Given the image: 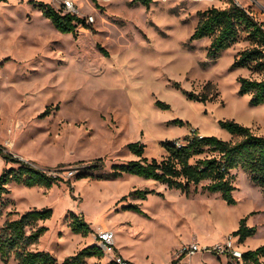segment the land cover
Wrapping results in <instances>:
<instances>
[{
  "label": "rangeland",
  "instance_id": "374dc122",
  "mask_svg": "<svg viewBox=\"0 0 264 264\" xmlns=\"http://www.w3.org/2000/svg\"><path fill=\"white\" fill-rule=\"evenodd\" d=\"M35 1L0 0V143L59 179L49 187L9 182L0 224L27 209L51 207V216L39 220L47 229L31 248L48 251L56 264L96 244L98 227L114 230L116 249L133 264H179L176 250L191 240L201 249L184 261L227 264L225 254L203 247L233 232L242 216L255 231L241 240V248L263 243L264 194L241 168L233 170L234 203L202 188L208 180L190 183L185 195L134 173L96 176L112 163L136 157L126 146L129 141H142L145 156L161 158L163 141L180 140L193 128L231 138L219 119L232 118L264 134V102L251 105L237 81L238 75L260 78L264 71L232 65L247 40L241 35L211 57L206 54L210 37L190 36L198 9L227 1L152 0L146 7L129 0H74L81 16L94 15L75 34L57 30ZM42 1L57 8L60 0ZM234 1L264 24V0ZM97 156L103 157L99 168L84 166ZM11 165L0 155V171ZM80 172L87 175L77 178ZM135 187L155 192L121 199ZM129 203L143 212L126 207ZM74 216L91 231H72ZM260 261L264 264V255ZM0 264L18 263L11 256L0 258ZM84 264L115 263L103 252L86 257Z\"/></svg>",
  "mask_w": 264,
  "mask_h": 264
},
{
  "label": "trees",
  "instance_id": "16d2710c",
  "mask_svg": "<svg viewBox=\"0 0 264 264\" xmlns=\"http://www.w3.org/2000/svg\"><path fill=\"white\" fill-rule=\"evenodd\" d=\"M92 1L97 2V0ZM226 1L225 6L211 5L198 9L197 22L190 36L192 38L209 36L206 54L214 57L243 35L248 45L235 53L232 65L244 66L252 71H264L263 22L258 20L248 8L234 0ZM151 2L152 0H129L130 4L138 3L146 7ZM35 4L59 31L75 34L79 25H88L83 16L71 12L62 13L48 2L37 0ZM237 81L238 92L248 93L251 105L264 102V76L255 78L238 75ZM188 96L200 100L208 98L203 93L189 92ZM158 102L163 107L167 106L162 101ZM174 121L183 122L181 119ZM218 124L230 133L231 138L226 139L215 134H200L193 128L183 135L180 144H176L175 139L163 141L165 155L161 158L145 156V144L142 141H129L126 146L136 157L121 163H112L108 172L96 176L114 178L124 172L134 173L142 178L154 179L169 188L180 189L185 195L190 193V183L197 184L202 180H208L202 188L210 192L218 191L227 203H234L236 200L232 190L235 187L231 180L234 176L233 170L241 168L264 194V134L256 133L249 125L232 118L219 119ZM0 155L5 162L15 164L4 167L0 171V215L2 213L1 197L8 191L9 182L49 187L59 179V176L48 173L34 165L32 161L14 155L1 143ZM102 164L103 157L97 156L84 166L96 169ZM86 175L80 172L76 174V177ZM149 192H155V190L135 187L127 194H123L121 199L127 195L144 198ZM126 207L143 212L136 203H129ZM51 213V207H42L27 209L17 217H6L0 224V258L7 260L13 256L18 264H56L57 259L48 251L31 248V244L37 242L40 234L47 229V226L39 223V220L49 218ZM69 226L72 231L83 235L91 231L90 225L79 216L71 217ZM254 231L255 226L247 225L246 216H242L233 233L238 234L241 241ZM102 254L103 251L97 244H86L73 254L65 256L61 264H84L86 257ZM261 255H264V242L254 248L244 249L240 264H248V262L263 264L260 261Z\"/></svg>",
  "mask_w": 264,
  "mask_h": 264
},
{
  "label": "built area",
  "instance_id": "2783aa9c",
  "mask_svg": "<svg viewBox=\"0 0 264 264\" xmlns=\"http://www.w3.org/2000/svg\"><path fill=\"white\" fill-rule=\"evenodd\" d=\"M62 13L71 12L81 16L78 11V6L74 0H60L57 3V8ZM85 21L90 23L94 19L93 14H87ZM176 144H180V140H175ZM96 244L102 249L103 252L110 255L111 260L116 264H131V261L120 254L115 246V232L111 228L98 227L95 233ZM241 241L236 237L233 232H229L224 236L222 240H218L209 246H204L203 249L214 252L217 254H225L227 257V264H240L242 263L243 248L240 246ZM200 244L198 240H191L190 242H184L179 245L176 250V257H179V264H190L183 260V256L194 254L200 250Z\"/></svg>",
  "mask_w": 264,
  "mask_h": 264
},
{
  "label": "crops",
  "instance_id": "0c3cea01",
  "mask_svg": "<svg viewBox=\"0 0 264 264\" xmlns=\"http://www.w3.org/2000/svg\"><path fill=\"white\" fill-rule=\"evenodd\" d=\"M125 173V172H124ZM146 179H150V178H146ZM160 183V182H159ZM161 185H164L163 183H160ZM117 251L120 253V254H122L123 255V253H122V251H121V249L120 248H118L117 247ZM125 258H127V259H129L130 261H131V264H133V260H131L130 259V257L129 256H125V255H123Z\"/></svg>",
  "mask_w": 264,
  "mask_h": 264
}]
</instances>
